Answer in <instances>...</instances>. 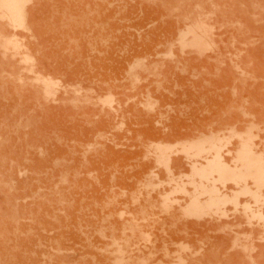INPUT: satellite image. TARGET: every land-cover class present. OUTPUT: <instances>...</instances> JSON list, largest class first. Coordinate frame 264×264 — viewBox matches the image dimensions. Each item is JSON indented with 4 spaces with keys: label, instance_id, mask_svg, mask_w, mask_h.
Wrapping results in <instances>:
<instances>
[{
    "label": "rangeland",
    "instance_id": "374dc122",
    "mask_svg": "<svg viewBox=\"0 0 264 264\" xmlns=\"http://www.w3.org/2000/svg\"><path fill=\"white\" fill-rule=\"evenodd\" d=\"M21 1L13 22L0 0V264H264V197L215 181L230 200L188 213L182 147L264 158V0Z\"/></svg>",
    "mask_w": 264,
    "mask_h": 264
},
{
    "label": "bare ground",
    "instance_id": "6f19581e",
    "mask_svg": "<svg viewBox=\"0 0 264 264\" xmlns=\"http://www.w3.org/2000/svg\"><path fill=\"white\" fill-rule=\"evenodd\" d=\"M1 7L4 8L9 14H11L9 16H11L12 19L14 18L18 22H22L24 20V17H25L24 10H23L24 7L22 8V1L21 0H1ZM7 12H4V13H7ZM14 19H13V22H14ZM205 32H207V31H205ZM197 36H199V35H197ZM202 36H201V38L204 39V36L203 37ZM203 39H200V40H203ZM204 41H205V39H204ZM42 79H43V77H42ZM40 80H41V77H40ZM40 82H42V81H40ZM55 84H57V83H55ZM51 85H52V83H51ZM53 88L54 87L52 86V88H51L52 90L50 89L51 92L55 91V90H53ZM45 89H47L46 86H45ZM54 89H56V88H54ZM47 93H49V92H47ZM248 138H247L248 141H245V142L242 141L241 142L242 144L240 145V148L236 150L237 153H236V155H234L232 163L229 160H227L228 158L223 153V149H224L226 144L224 145V143L218 137L214 136L210 139L202 140V141L192 140L194 142H190V143L182 146L184 151L188 153L189 158L194 160L193 171H192L193 173H192V176L190 175L191 178H199L198 180L196 179V181H199V182H196L195 180H193V184L195 186L194 189H196L197 194H196V196L195 195L192 196V200L189 203V206H187L188 207V209H187L188 213H196V214L208 213L209 211L221 208L220 207L221 204L230 200L227 193H224V191H221L222 189L219 190L217 188V186L210 185L212 182H215V181H220L222 184H227V182H232V183L238 185L239 187H241V192L246 193V195L251 194L252 199L259 206V204L262 202L263 197H264V194H263L264 193L263 192V190H264V158L260 154H259V156H261V157H258V155H256V154H258V152L256 151V149L254 151V149H253L254 145L251 143L252 140H251V138H249V139ZM243 139H246V138L244 137ZM167 157L168 156H166V158ZM196 157L204 158L206 160V163H203V165H198L197 164L198 160L195 161ZM163 161H164L163 159L160 160V162H163ZM172 166H174V165H172ZM168 169H171V166ZM171 170L173 171V168ZM190 180H192V179H190ZM250 182H253V184H255L256 187H254V188L256 190L253 189L254 190L253 191L252 189L249 188L250 186H248V185H250L249 184ZM201 196H206V199H204V200L201 199ZM231 199H232V197H231ZM233 199L236 201L238 198L235 196V197H233ZM249 204L247 203V205H248V207L246 206L247 210L252 209V208H250L251 203H249ZM254 207H256V206H254ZM259 210H258V213L256 211L257 215H253V216H257V217L262 218L264 216L263 215L264 211H262L263 213H261V211L259 212ZM259 221H261V220H259Z\"/></svg>",
    "mask_w": 264,
    "mask_h": 264
}]
</instances>
